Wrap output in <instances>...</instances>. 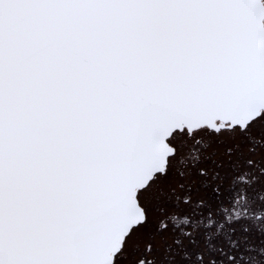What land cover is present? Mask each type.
Returning <instances> with one entry per match:
<instances>
[{
    "label": "snow or ice",
    "instance_id": "snow-or-ice-1",
    "mask_svg": "<svg viewBox=\"0 0 264 264\" xmlns=\"http://www.w3.org/2000/svg\"><path fill=\"white\" fill-rule=\"evenodd\" d=\"M0 264H264V0H0Z\"/></svg>",
    "mask_w": 264,
    "mask_h": 264
}]
</instances>
